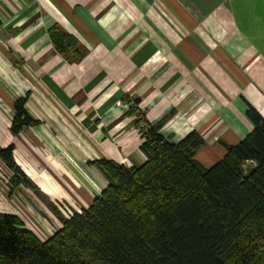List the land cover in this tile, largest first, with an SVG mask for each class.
I'll use <instances>...</instances> for the list:
<instances>
[{"label": "crops", "instance_id": "crops-1", "mask_svg": "<svg viewBox=\"0 0 264 264\" xmlns=\"http://www.w3.org/2000/svg\"><path fill=\"white\" fill-rule=\"evenodd\" d=\"M26 96L38 123L14 133ZM137 98L172 142L199 132L195 157L213 165L253 129L248 103L264 115V0H0V147L28 178L12 190L0 157V211L45 240L109 185L94 161L144 163Z\"/></svg>", "mask_w": 264, "mask_h": 264}, {"label": "trees", "instance_id": "trees-1", "mask_svg": "<svg viewBox=\"0 0 264 264\" xmlns=\"http://www.w3.org/2000/svg\"><path fill=\"white\" fill-rule=\"evenodd\" d=\"M49 34L70 58V35L59 25ZM74 53L79 59L85 49ZM27 97L14 103V133L38 123ZM246 113L253 129L236 144L223 142L227 152L209 167L195 157L206 143L199 132L172 142L162 122L144 117L146 161H94L109 185L49 238L0 211V264H264V115L250 103ZM0 157L14 171L12 190L27 181L13 145L0 147Z\"/></svg>", "mask_w": 264, "mask_h": 264}, {"label": "rangeland", "instance_id": "rangeland-1", "mask_svg": "<svg viewBox=\"0 0 264 264\" xmlns=\"http://www.w3.org/2000/svg\"><path fill=\"white\" fill-rule=\"evenodd\" d=\"M137 100V99H136ZM136 100H132V104H131V108H132V113L138 118V119H140V122L141 121H144L145 122V116H144V112H143V110H142V108H141V102H139V103H137L136 102ZM142 114V115H141ZM142 116V117H141ZM139 125L140 124H138L137 125V127L139 128ZM140 129V128H139ZM141 130V129H140ZM11 170V169H10ZM12 171V170H11ZM12 174H14L13 173V171H12Z\"/></svg>", "mask_w": 264, "mask_h": 264}, {"label": "built area", "instance_id": "built-area-1", "mask_svg": "<svg viewBox=\"0 0 264 264\" xmlns=\"http://www.w3.org/2000/svg\"><path fill=\"white\" fill-rule=\"evenodd\" d=\"M145 126H146L145 122L144 121H141L140 122V125H139V128L141 129V128H144Z\"/></svg>", "mask_w": 264, "mask_h": 264}]
</instances>
